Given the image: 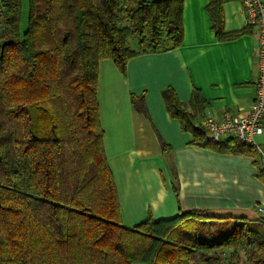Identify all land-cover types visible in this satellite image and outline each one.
Returning a JSON list of instances; mask_svg holds the SVG:
<instances>
[{"label": "trees", "instance_id": "16d2710c", "mask_svg": "<svg viewBox=\"0 0 264 264\" xmlns=\"http://www.w3.org/2000/svg\"><path fill=\"white\" fill-rule=\"evenodd\" d=\"M225 1L207 5L220 40L246 32H223ZM183 2L29 0L21 31V0L6 1L0 33V264H264L262 218L239 217L227 231H215L213 219L222 217L203 210L167 219L148 215L130 228L121 222L99 120L98 63L110 59L124 75L134 55L178 46ZM162 98L194 144L254 156L264 181L254 147L236 138L207 140L197 123L206 106L197 90L188 103L171 88ZM142 101L131 97L136 109Z\"/></svg>", "mask_w": 264, "mask_h": 264}, {"label": "crops", "instance_id": "0c3cea01", "mask_svg": "<svg viewBox=\"0 0 264 264\" xmlns=\"http://www.w3.org/2000/svg\"><path fill=\"white\" fill-rule=\"evenodd\" d=\"M241 1L222 5L223 32L246 30L236 38L216 36L209 0H184L178 46L134 55L124 75L112 60L99 61L97 100L104 152L125 227L148 215L167 219L184 210L264 219L258 210L264 208V181L257 175L254 156L194 144L191 132L169 115L162 98V91L171 88L178 101L188 103L197 90L206 103L198 125L205 115L248 112L257 70L254 30ZM132 95L142 96L141 109L133 106ZM257 139L264 146V133Z\"/></svg>", "mask_w": 264, "mask_h": 264}, {"label": "built area", "instance_id": "2783aa9c", "mask_svg": "<svg viewBox=\"0 0 264 264\" xmlns=\"http://www.w3.org/2000/svg\"><path fill=\"white\" fill-rule=\"evenodd\" d=\"M6 1L0 0V33L6 23ZM241 3L247 24L254 30V55L257 70L254 98L245 114L225 112L221 118L205 115L200 119L199 124L207 140L211 142L236 138L247 146L254 147L261 156L262 166H264V150L256 141L257 136L264 133V2L242 0ZM258 210L264 212V208L260 206Z\"/></svg>", "mask_w": 264, "mask_h": 264}, {"label": "rangeland", "instance_id": "374dc122", "mask_svg": "<svg viewBox=\"0 0 264 264\" xmlns=\"http://www.w3.org/2000/svg\"><path fill=\"white\" fill-rule=\"evenodd\" d=\"M28 15H29V0H21V13H20V29L21 31L25 30L28 24ZM129 44L134 45L132 41L129 42ZM257 143H259L258 139L256 138ZM260 148L264 150V146H261L259 143ZM239 217H222V219H213L215 223L216 228H214L215 231L220 230L221 227L223 226L224 230L227 231L231 228L233 225L234 221H237ZM222 225H221V224ZM220 227V228H217ZM242 257L246 259V254L242 253Z\"/></svg>", "mask_w": 264, "mask_h": 264}]
</instances>
